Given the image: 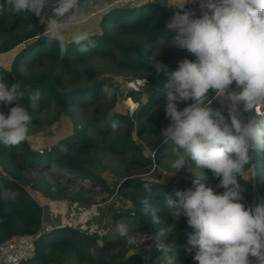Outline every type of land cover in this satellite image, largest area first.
I'll return each mask as SVG.
<instances>
[{
	"label": "clouds",
	"instance_id": "clouds-1",
	"mask_svg": "<svg viewBox=\"0 0 264 264\" xmlns=\"http://www.w3.org/2000/svg\"><path fill=\"white\" fill-rule=\"evenodd\" d=\"M194 2L160 0L176 9L165 25L175 35H166L168 39L160 43L184 48L195 59L184 58L177 70L169 72L156 55L149 58L150 67L170 76L163 92L171 123L161 134L165 144L182 149H174L171 174L194 164L197 169H208L219 179L216 187L224 191L216 193L197 177L193 187L175 191L178 199L167 195L165 206L174 222L181 215L188 217L193 232L186 251L194 253L197 264H264V200L246 207L239 182L246 181L254 153L264 152V0H200L199 17L186 8ZM96 6V0H0V16L31 14L42 27V35L58 44L61 56L72 43L86 54L94 44L81 26ZM33 26L29 23L28 30ZM104 90L112 94L107 86ZM24 96L21 81L8 84L0 77V103L13 105L7 115L0 112V142L6 146L29 138L32 116L18 102ZM187 101L191 103L178 110L177 102ZM214 101L222 107L214 108ZM225 107L230 123L223 114ZM118 126L119 121L112 122L114 133ZM17 195L10 189L2 191L4 200ZM173 228L174 223L155 234L161 264H178L170 239Z\"/></svg>",
	"mask_w": 264,
	"mask_h": 264
},
{
	"label": "trees",
	"instance_id": "trees-1",
	"mask_svg": "<svg viewBox=\"0 0 264 264\" xmlns=\"http://www.w3.org/2000/svg\"><path fill=\"white\" fill-rule=\"evenodd\" d=\"M109 1L111 0H96V3L104 4ZM170 11V8L162 6L156 0L110 5L101 14L100 32L90 33L94 46L90 47L89 52L81 54L78 51L79 46L72 43L63 56L58 44L49 42L42 35V27L36 24V18L31 14L0 16V50L9 49L26 40L9 68L0 66V77L8 84L16 80L22 82L25 96L18 102L29 109L32 119L37 120L36 102H46L58 111L73 104H94L100 93L99 89H104L105 86L109 88L111 83L93 76L92 71L80 64L77 58L104 52L114 54L119 67L135 70L147 80V95L144 101L140 100L135 116L138 135L143 137L148 145H152L151 147L157 144L152 157L144 155L141 144L132 137V122L116 111L112 103L97 111L91 119V122H102L109 127L110 134L113 133V121H119V126L123 125L121 132L116 135L114 133L108 140L101 141L76 129L68 130V133L41 148L31 146L28 141L16 146H6L0 142V243L9 242L19 234L35 236L33 254L18 264H138L135 255L128 253L126 235L120 228L116 229V235L102 237V240L94 233L69 225L42 228V207L27 186L37 187L46 195L48 192L31 177L25 176L23 170L34 166L33 164L54 162L63 171L88 178L92 182L102 184L104 188H109V185L88 167L89 161L80 154L81 149L91 147L99 155H116L123 161V170L159 163L172 154L171 150L177 147L160 141L162 129L158 118L153 115L162 101V96L154 94L153 90L164 89L170 76L165 72L156 73L150 67L149 58L158 55L157 59L166 64L171 72L178 69V62L182 59L194 60L195 57L178 46L168 44L162 47L161 39L167 40L166 35H175L174 30L165 27L171 17ZM29 23L34 25L32 30H28ZM89 74L92 76L89 81L81 82V78ZM7 106L0 103V108ZM109 113H112L110 119ZM227 120L230 123L229 116ZM252 163L264 165V152L254 153ZM205 170L211 181L217 185L219 179L213 178L208 169ZM114 173L120 176L117 185L121 190L129 187L130 190L123 191V195L131 201V205L114 209V222L118 224L125 219H128V222L133 220L132 223L136 227L150 235L161 225L169 226L174 223L170 239L175 243L177 253L185 256L187 264H197L193 259L194 253L186 251L188 236L193 232L187 223L188 217L181 215L174 222L171 211L164 206H158L160 201L164 202L167 194L173 199H178L174 194L176 190L157 181L142 180L133 175L134 171L127 173L115 170ZM255 176L259 192L263 194L264 170L256 169ZM239 182L243 192L247 194L242 202L246 207L252 205V185L243 179ZM4 189H10L18 195L14 200H4ZM154 218H158L160 222L157 223ZM159 254H162L161 250L155 247L154 242L149 252L150 262L158 264Z\"/></svg>",
	"mask_w": 264,
	"mask_h": 264
},
{
	"label": "rangeland",
	"instance_id": "rangeland-1",
	"mask_svg": "<svg viewBox=\"0 0 264 264\" xmlns=\"http://www.w3.org/2000/svg\"><path fill=\"white\" fill-rule=\"evenodd\" d=\"M137 1L140 0H111L108 3L97 4L96 7L90 9L89 16L81 27L89 33H98L100 32L99 21L101 14L110 5L133 4ZM157 1L160 2V0ZM105 4L106 7L104 6ZM196 7L197 13L195 12V14L199 17L202 15V11L199 4ZM186 8L192 9L189 4L186 5ZM170 10L172 17L176 9L170 8ZM9 49L0 50V66L5 68H9L11 64ZM77 59L80 64L92 71L91 74L93 76L102 78L104 81L106 80V83H111L109 89L112 90V94L109 95L104 90L105 88L99 89L98 98H95L96 103L94 102V104L89 106L73 104L61 111L54 109L51 105H47L46 102H36L35 115L37 120L32 119L28 143L36 148L48 146L59 136L68 133V130L76 129L101 141L108 140L114 132L110 134L108 132L109 127H106L102 122H91V119L97 111L101 110L108 103H112L116 111L132 122V137L137 143L141 144L143 154L152 157L154 147L157 144L151 147L152 145H148L145 139L138 135V122L135 116L140 106V100L144 101L147 95L148 88L145 77L139 75L135 70L119 67L114 54L99 52L93 56H83ZM91 74L83 76L81 82L87 83L92 77ZM234 88L235 84L231 86L230 90ZM163 90L162 88L153 90L154 94L162 96L158 110L153 113L158 118L162 131L171 123L170 119L166 116V99ZM188 103H191V101L177 102L178 110H182ZM213 107L221 108L222 105L218 101H214ZM9 109L10 106L0 108V112L7 115ZM223 114L227 119L228 112L226 107L223 109ZM123 128V125L118 126L115 135L120 133ZM160 141L163 142L162 137ZM175 150L182 151L179 148H175ZM171 151L170 153L172 154H169L165 160L159 163L155 162L145 166H138L137 168L131 167L130 170H123V161L118 156L103 153L99 155L91 147L90 149H81L80 154L89 161L87 162L88 167L100 176L109 185V188H104L102 184L92 182L88 178L63 171L54 162L51 164L38 163L33 164L34 166L32 167L24 168V175L28 178L31 177L34 182L38 183L48 192V195H46L37 187L27 186L42 207V228L69 225L89 233H94L99 240H102V237L116 235V229L120 228L126 235L128 253L135 255L138 264H153L149 260V252L154 246L155 234L165 225H161L155 230L154 234L150 235L136 227L132 223L133 220H129L128 222V219H125V221H120L118 224L114 222V209L131 205V201L123 195L124 192L130 189L128 187L125 190H121L118 187L117 183L120 176L114 173L115 170L118 172L126 171L127 173L134 171L133 175L142 180L157 181L174 190H184L193 187V181L197 177H200V182L206 187H212L216 193L220 194L224 191V189L216 187L205 169L200 170L192 166L189 170L182 168L171 174L173 172L171 163L174 158V149ZM256 169L263 171L264 165L252 163L245 177L246 182L252 185L250 195L252 205L264 200V192L260 194L257 187ZM249 179L251 180L247 181ZM243 196L245 200L247 194L243 192ZM158 206L166 207L163 201H160ZM157 259V263L161 264V254L157 256ZM83 264L96 263L84 262ZM178 264H187L184 255L178 254Z\"/></svg>",
	"mask_w": 264,
	"mask_h": 264
},
{
	"label": "built area",
	"instance_id": "built-area-1",
	"mask_svg": "<svg viewBox=\"0 0 264 264\" xmlns=\"http://www.w3.org/2000/svg\"><path fill=\"white\" fill-rule=\"evenodd\" d=\"M34 237L19 234L9 242L0 243V264H18L22 259L30 257L34 252Z\"/></svg>",
	"mask_w": 264,
	"mask_h": 264
},
{
	"label": "water",
	"instance_id": "water-1",
	"mask_svg": "<svg viewBox=\"0 0 264 264\" xmlns=\"http://www.w3.org/2000/svg\"><path fill=\"white\" fill-rule=\"evenodd\" d=\"M26 40L20 41L18 42L16 45H14L13 47H11L9 50V58L11 59V61L13 60L14 56L20 51V49L23 48V46L25 45Z\"/></svg>",
	"mask_w": 264,
	"mask_h": 264
},
{
	"label": "crops",
	"instance_id": "crops-1",
	"mask_svg": "<svg viewBox=\"0 0 264 264\" xmlns=\"http://www.w3.org/2000/svg\"><path fill=\"white\" fill-rule=\"evenodd\" d=\"M157 1V0H156ZM197 0H195V2L194 3H189V6H190V8H192L195 12H196V10H197V4H199L200 2L199 1H197ZM160 3V2H159ZM161 4V3H160ZM162 5V4H161ZM162 6H164V5H162ZM165 7V6H164ZM167 8V7H166ZM197 13V12H196Z\"/></svg>",
	"mask_w": 264,
	"mask_h": 264
}]
</instances>
